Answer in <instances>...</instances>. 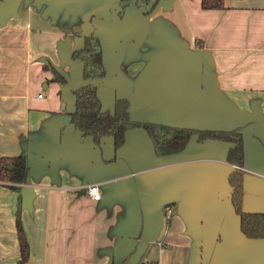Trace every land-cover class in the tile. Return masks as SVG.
<instances>
[{
	"label": "crops",
	"instance_id": "crops-1",
	"mask_svg": "<svg viewBox=\"0 0 264 264\" xmlns=\"http://www.w3.org/2000/svg\"><path fill=\"white\" fill-rule=\"evenodd\" d=\"M115 2L0 0V156L24 155L29 165L24 264H264V238L242 235L229 200L228 143L191 140L158 163L142 129L127 130L114 150L111 137L96 147L70 120L72 88L84 81L70 55L93 16L102 109L125 96L140 120L241 126L243 208L264 212V0H227L223 10L159 0L120 18ZM50 68L66 83L51 81ZM94 183L98 200L88 193ZM16 202L0 183V264L20 256Z\"/></svg>",
	"mask_w": 264,
	"mask_h": 264
},
{
	"label": "trees",
	"instance_id": "trees-1",
	"mask_svg": "<svg viewBox=\"0 0 264 264\" xmlns=\"http://www.w3.org/2000/svg\"><path fill=\"white\" fill-rule=\"evenodd\" d=\"M158 2L159 0H118L117 16L121 17L124 9L129 5L143 6L144 4V13H148ZM200 6L205 10L228 8L227 0H201ZM201 43V40H195L196 46L200 47ZM70 57L82 63L81 76L82 79L87 80L85 84L72 89L75 100L70 120L82 136L90 137L97 147L100 146L103 137L109 136L116 150L124 143L126 130L138 127L148 135L157 156L179 153L191 140L197 142L215 140L228 143L225 160L233 166L227 176L230 185L229 200L239 217V229L247 238H264V212H249L243 208L244 172L239 168L244 163L241 127L229 130L198 129L165 123L133 121L129 116V99L126 97H116L110 110H103L96 92L97 83L105 76L98 37L93 32L84 34L82 48L73 50ZM44 68L47 67L44 66ZM50 69L53 73L51 81L66 83L65 78L57 70ZM28 172L29 165L24 155L0 156V183L17 192L15 227L20 256L16 264H24L29 257V243L21 222L20 186L26 182Z\"/></svg>",
	"mask_w": 264,
	"mask_h": 264
},
{
	"label": "flooded vegetation",
	"instance_id": "flooded-vegetation-1",
	"mask_svg": "<svg viewBox=\"0 0 264 264\" xmlns=\"http://www.w3.org/2000/svg\"><path fill=\"white\" fill-rule=\"evenodd\" d=\"M143 6H144V4H143ZM142 5H140V6H136V7H143ZM92 17L93 16H91L90 18H89V24L92 26V29L88 32V33H90V32H93L97 37H98V35H97V33H96V29H95V27H94V24H92V22H93V20H92ZM98 41H99V45H100V49H101V53H102V65H103V68H104V64H103V52H102V46H101V42H100V39H99V37H98ZM82 46H83V37H82ZM82 46L81 47H79V48H76V49H80V48H82ZM73 50H75V49H73ZM72 50V51H73ZM71 51V52H72ZM81 63V62H80ZM81 65H82V63H81ZM81 71H82V68H81ZM104 71H105V76H106V70H105V68H104ZM105 76H104V78H105ZM104 78L101 80V81H99L98 83H97V87H98V85L100 84V83H102V81L104 80ZM84 80V79H83ZM87 82V80H84L83 81V83L82 84H85ZM81 84V85H82ZM96 92H97V88H96ZM98 96V95H97ZM117 97H125V96H117ZM99 98V97H98ZM116 98V97H115ZM115 98H114V100H115ZM127 98V97H126ZM129 99V98H128ZM100 100V99H99ZM114 100H113V102H114ZM129 103H130V99H129ZM100 105H101V102H100ZM113 105V104H112ZM112 107V106H111ZM110 107V108H111ZM102 108V107H101ZM110 108H108V109H105V110H110ZM104 110V109H103ZM129 116H130V119L131 120H133V121H139V122H144L143 120H140V119H137V118H135L133 115H132V113H131V110H130V108H129ZM130 129H133V128H130ZM135 129H141V128H138V127H136ZM127 130H129V129H127ZM126 130V131H127ZM143 130V129H142ZM126 133V132H125ZM146 133V132H145ZM148 136V135H147ZM149 138V137H148ZM124 139H125V134H124ZM150 140V139H149ZM150 143H151V141H150ZM123 145V144H122ZM121 145V146H122ZM151 146H152V144H151ZM152 151H153V153H154V150H153V147H152ZM154 155L156 156V158H158V159H160L161 157H163V156H166V155H162V156H157L155 153H154ZM240 168V170L243 168V166H241V167H239ZM243 172H244V170H242Z\"/></svg>",
	"mask_w": 264,
	"mask_h": 264
},
{
	"label": "water",
	"instance_id": "water-1",
	"mask_svg": "<svg viewBox=\"0 0 264 264\" xmlns=\"http://www.w3.org/2000/svg\"><path fill=\"white\" fill-rule=\"evenodd\" d=\"M129 6H135V5H129ZM114 10H115V13H116V17L117 18H120V17H118L117 16V7H118V0H116V2H115V4H114ZM128 7V6H127ZM136 7V6H135ZM126 9V8H125ZM125 9H124V11H125ZM140 9H141V12H143L144 13V8L143 7H140ZM124 13V12H123ZM123 15V14H122ZM84 34H86V33H84ZM83 34V35H84ZM83 37V36H82ZM73 89V88H72ZM132 105H133V99H130V103H129V108H132ZM144 122H154V123H164V122H161V121H158V120H143ZM165 124H169V123H165ZM170 125H174V126H184V125H176V124H170ZM188 127H191V126H188ZM236 127H241V126H236ZM194 128H196V127H194ZM233 128H235V127H233ZM198 129H219V130H229V129H232V128H229V129H225V128H198ZM90 138V137H89ZM91 139V138H90ZM190 143V142H189ZM188 143V144H189ZM188 144H187V146H188ZM186 146V147H187ZM97 147V146H96ZM186 147L184 148V150L186 149ZM184 150H182L181 152H179V153H175V154H170V155H166V156H163V157H161L159 160H158V163H166V162H168L171 158H173L174 156H176V155H178V154H180V153H182ZM224 158H225V156H224ZM233 167V166H232ZM232 169V168H231ZM228 176V175H227ZM227 181H228V179H227ZM229 184V183H228ZM229 187H230V185H229ZM230 193V192H229ZM233 208V207H232ZM241 232V231H240ZM243 235V234H242ZM244 236V235H243ZM245 237V236H244ZM247 238V237H246ZM248 239H250V238H248Z\"/></svg>",
	"mask_w": 264,
	"mask_h": 264
},
{
	"label": "built area",
	"instance_id": "built-area-1",
	"mask_svg": "<svg viewBox=\"0 0 264 264\" xmlns=\"http://www.w3.org/2000/svg\"><path fill=\"white\" fill-rule=\"evenodd\" d=\"M39 96H41V95H39ZM241 170H246V169L242 168ZM88 193L95 200H98L101 198L99 187H98V184H96V183L88 185ZM164 210L166 211V213H169L170 212L169 206L166 205L164 207Z\"/></svg>",
	"mask_w": 264,
	"mask_h": 264
}]
</instances>
